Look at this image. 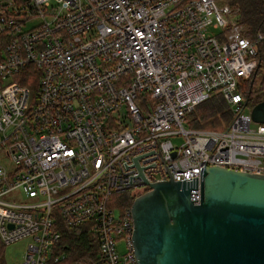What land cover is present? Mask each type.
I'll use <instances>...</instances> for the list:
<instances>
[{"label":"built area","instance_id":"obj_1","mask_svg":"<svg viewBox=\"0 0 264 264\" xmlns=\"http://www.w3.org/2000/svg\"><path fill=\"white\" fill-rule=\"evenodd\" d=\"M233 15L225 0H0V240L30 238L22 264L66 260L61 224L88 226L92 264H137L113 195L171 179L197 203L205 166L264 174L244 98L264 36ZM213 93L227 123L189 126Z\"/></svg>","mask_w":264,"mask_h":264},{"label":"water","instance_id":"obj_2","mask_svg":"<svg viewBox=\"0 0 264 264\" xmlns=\"http://www.w3.org/2000/svg\"><path fill=\"white\" fill-rule=\"evenodd\" d=\"M250 117L264 123V101ZM146 184L130 205L137 264H264V174L205 166L197 203L186 183Z\"/></svg>","mask_w":264,"mask_h":264},{"label":"trees","instance_id":"obj_3","mask_svg":"<svg viewBox=\"0 0 264 264\" xmlns=\"http://www.w3.org/2000/svg\"><path fill=\"white\" fill-rule=\"evenodd\" d=\"M225 2L232 9H236L233 21L244 29L246 35L260 32L264 36V0H225ZM4 44V38L0 36V58ZM15 80L20 84H27L25 80ZM244 98L249 109L264 101V38L258 47L256 70L245 86ZM229 116L227 105L219 95L213 93L209 99L187 114V120L189 126L194 128L216 129L227 123ZM137 195L127 192L113 195V198L119 200L121 208H130ZM59 231L61 238L56 251L66 254V260L61 264H92L97 259L98 245L87 225L66 227L61 224ZM3 247L4 244L0 240V264H5L2 256ZM47 261V264H54L51 258Z\"/></svg>","mask_w":264,"mask_h":264},{"label":"rangeland","instance_id":"obj_4","mask_svg":"<svg viewBox=\"0 0 264 264\" xmlns=\"http://www.w3.org/2000/svg\"><path fill=\"white\" fill-rule=\"evenodd\" d=\"M233 12L236 11V9H232ZM10 82V79H4L0 81V86H4ZM255 123H251V127H254ZM186 126V124H184ZM173 143L178 144L180 143L179 138H175L173 140ZM5 164L7 167H11L10 161L5 158L4 159ZM30 243V238H22L17 240L14 243H11L9 245H4L2 248V256L5 261V264H22L23 263V257L25 255L26 247ZM122 250V249H120Z\"/></svg>","mask_w":264,"mask_h":264},{"label":"bare ground","instance_id":"obj_5","mask_svg":"<svg viewBox=\"0 0 264 264\" xmlns=\"http://www.w3.org/2000/svg\"><path fill=\"white\" fill-rule=\"evenodd\" d=\"M0 87H1V86H0ZM5 158H6V156L4 155V156H3V160H4ZM4 166H5L6 168H9V167H7V165L5 164V161H4ZM144 192H145V191H144ZM142 193H143V192H142ZM139 194H141V193H139ZM139 194H138V195H139ZM129 209H130V208H129Z\"/></svg>","mask_w":264,"mask_h":264}]
</instances>
